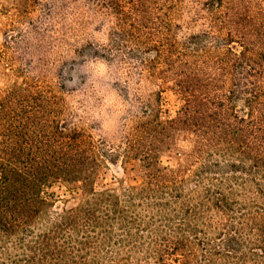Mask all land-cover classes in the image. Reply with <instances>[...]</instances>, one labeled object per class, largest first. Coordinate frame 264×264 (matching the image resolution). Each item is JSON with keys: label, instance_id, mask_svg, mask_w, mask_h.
Masks as SVG:
<instances>
[{"label": "trees", "instance_id": "16d2710c", "mask_svg": "<svg viewBox=\"0 0 264 264\" xmlns=\"http://www.w3.org/2000/svg\"><path fill=\"white\" fill-rule=\"evenodd\" d=\"M89 1L118 50L157 55L174 21L207 26L177 54L181 106L158 124L166 138L191 135L196 168L187 178L128 147L121 156L138 160L141 181L108 185L105 156L60 124L55 96L2 72L0 264H264V0Z\"/></svg>", "mask_w": 264, "mask_h": 264}, {"label": "rangeland", "instance_id": "374dc122", "mask_svg": "<svg viewBox=\"0 0 264 264\" xmlns=\"http://www.w3.org/2000/svg\"><path fill=\"white\" fill-rule=\"evenodd\" d=\"M0 8V55L6 58L0 62V79L13 71L51 92L60 124L83 129L105 156L106 168L100 172L104 183L126 187L141 181L138 160L129 157L124 162L121 156L128 147L136 153L146 151L162 166H185L187 178L192 174L196 165H190L192 157L187 155L191 135L171 129L166 138L158 124L174 118L181 106L175 74L178 55L189 46V34L205 31V24L173 20L171 35L164 36L170 41L163 40L158 57L154 50L147 52L133 44L119 50L111 45L107 21L89 0H26L24 6L16 0H0ZM181 14L185 12L179 9ZM201 39L206 44L211 41L207 35ZM167 48L174 52L175 69L162 62ZM94 50L97 57L89 56ZM97 62L104 64L101 75L92 67ZM149 64L158 66L150 70ZM109 93L127 107L106 130L103 124L115 111L105 106ZM76 202L70 198L68 205Z\"/></svg>", "mask_w": 264, "mask_h": 264}, {"label": "clouds", "instance_id": "9594fccd", "mask_svg": "<svg viewBox=\"0 0 264 264\" xmlns=\"http://www.w3.org/2000/svg\"><path fill=\"white\" fill-rule=\"evenodd\" d=\"M95 73L97 75H101L104 72V64L101 62H97L95 65L92 66ZM111 105L115 111L113 112V116L111 120H106L103 124V127L107 130L109 129L114 123L116 117L123 111L125 107H127L126 104L121 103L120 98L116 96L115 93H109L105 97V106Z\"/></svg>", "mask_w": 264, "mask_h": 264}]
</instances>
